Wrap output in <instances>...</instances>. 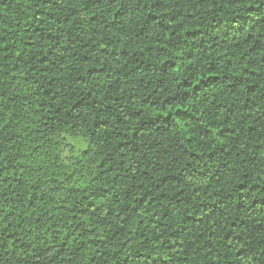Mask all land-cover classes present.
<instances>
[{
	"label": "trees",
	"instance_id": "trees-1",
	"mask_svg": "<svg viewBox=\"0 0 264 264\" xmlns=\"http://www.w3.org/2000/svg\"><path fill=\"white\" fill-rule=\"evenodd\" d=\"M0 264H264V0H0Z\"/></svg>",
	"mask_w": 264,
	"mask_h": 264
}]
</instances>
